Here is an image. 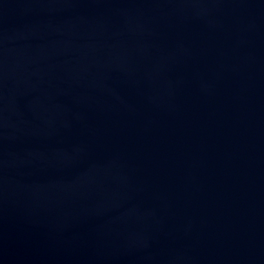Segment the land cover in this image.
Wrapping results in <instances>:
<instances>
[{
	"label": "water",
	"instance_id": "obj_1",
	"mask_svg": "<svg viewBox=\"0 0 264 264\" xmlns=\"http://www.w3.org/2000/svg\"><path fill=\"white\" fill-rule=\"evenodd\" d=\"M0 264H264V0H0Z\"/></svg>",
	"mask_w": 264,
	"mask_h": 264
}]
</instances>
